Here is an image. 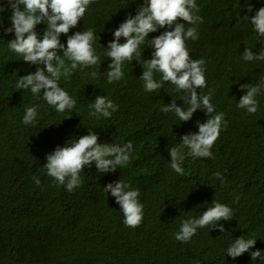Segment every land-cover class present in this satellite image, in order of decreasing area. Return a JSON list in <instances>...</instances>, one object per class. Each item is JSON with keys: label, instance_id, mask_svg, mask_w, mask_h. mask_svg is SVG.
<instances>
[{"label": "trees", "instance_id": "obj_1", "mask_svg": "<svg viewBox=\"0 0 264 264\" xmlns=\"http://www.w3.org/2000/svg\"><path fill=\"white\" fill-rule=\"evenodd\" d=\"M142 3L93 0L77 27L70 29L68 35L91 29L99 57L95 66L85 68L95 76L77 69L58 82L76 101L74 109L60 113L48 105V115L25 125L23 116L13 113L15 106L0 101V264H264V259L253 261L250 256L257 249L264 255V87L256 96L255 114L237 108L244 94L225 92L236 93L242 84L254 86L264 80V60L242 58L245 48L254 54L264 51V37L254 32L247 18L264 7V0H196L199 11L193 14L203 22L196 25L199 38L186 40V46L191 59L206 62L207 87L197 91L207 95L212 90L213 115L223 112L227 127L211 149L212 158L186 157L182 175L170 167L168 148L178 146L183 135L198 132L197 121L207 120L205 111L197 109L187 122L161 112L172 100L185 109L188 105L181 100L182 93H168L175 90L170 82L145 92L139 79L144 65L135 56L133 62H124L120 81L107 83L111 61L106 49L114 39L113 31L126 15L134 16ZM250 3L252 12L247 10ZM60 41L66 46L67 36L62 34ZM139 51L143 59H151L152 48L142 44ZM161 77L154 73L156 81ZM97 96L118 105L110 118L89 115V105ZM89 129L102 136L100 143L131 141L129 163L104 174L97 172L94 163L86 166L80 173L81 186L71 193L48 177L46 170L35 171V164L44 165L57 146L89 134ZM216 172L223 176V183L214 176ZM34 177L40 179L39 186L46 184V197ZM118 180L141 193L139 227H126L115 197L104 192V187ZM31 184L36 186L33 190L22 187ZM18 194L23 197L18 199ZM213 201L233 211L232 220L218 222L225 231L209 225L197 229L186 243L176 241L182 222L199 218L214 206ZM39 203H46V213ZM38 219L46 224L40 225ZM240 236L257 242L233 259L226 255L227 249Z\"/></svg>", "mask_w": 264, "mask_h": 264}, {"label": "clouds", "instance_id": "obj_2", "mask_svg": "<svg viewBox=\"0 0 264 264\" xmlns=\"http://www.w3.org/2000/svg\"><path fill=\"white\" fill-rule=\"evenodd\" d=\"M93 0H7L12 9L10 16L11 27L5 33H14L15 38L8 41V48L13 53L23 57V61L37 65L36 71L19 77L16 88L30 89L33 95L43 94V100L53 106L57 112L75 108L76 101L59 85V80H66L74 70L89 68L98 63L99 57L95 54L93 42L94 32L76 31L68 35L70 29L77 27L84 15L88 12ZM135 2V0H131ZM0 6V12L5 11ZM252 12L251 3L247 6ZM199 9L196 0H143L137 8L136 14L126 15L124 21L113 31L114 39L108 43L106 57L111 61L108 64L107 83L120 81L123 76L125 61L143 63V81L145 92H154L162 89L165 82L175 86V91L182 93L181 100L188 107H179L176 100L165 104L160 109L163 113H174L182 122L193 117L197 109L205 111L207 120L204 123L197 121L199 131L188 133L180 139L178 146L168 148L171 157L170 167L175 173L182 175L184 169L181 164L186 157L212 158L211 149L217 141L221 130L227 127L223 112L213 115L215 106L210 102L212 90L207 95H201L197 90L207 87L205 78V61L191 59L186 46V40L199 38L197 27L202 23V17L194 15ZM248 21L259 37H264V7L259 8ZM186 22V23H182ZM46 24L43 35L36 31L37 25ZM185 24L193 25L185 27ZM156 32V37L148 40L150 33ZM67 36L66 46L61 43L60 37ZM121 38L124 43H121ZM142 44L153 49L151 59H143L139 48ZM62 53V54H61ZM245 61L264 60V51L254 54L251 49L245 48L242 54ZM69 63L66 64L65 61ZM91 72L93 70L85 69ZM154 73H161V80L154 79ZM63 76V77H61ZM264 87V80L257 85L242 84L240 89L246 90L237 103V108L246 109L247 113L255 114L258 111L256 96ZM89 115L96 119L110 118L118 110L112 100L106 96H97L89 105ZM37 117V108L28 107L23 116L25 125L33 124ZM99 136L93 129L89 134L71 140L65 146H57L55 151L46 156L43 165L48 177L52 178L58 186H64L71 193L80 187L82 180L80 173L85 167L93 163L98 173L115 172L125 167L130 161L133 143L128 141L123 145L100 143ZM187 149V152L184 151ZM214 176L224 182L220 172ZM37 186L41 181L33 178ZM104 192L111 193L115 202L123 213V223L126 227L136 228L143 220V204L138 189L122 180L109 183ZM239 197L235 202H238ZM214 206L208 208L199 218L182 222L175 240L188 242L196 234L197 229L211 225L212 229L224 232V226L218 222L230 221L233 217L232 209L222 203L213 201ZM256 239H246L244 236L235 238L234 243L227 249V256L233 259L240 257L256 245ZM251 259H264L261 251L257 249L250 253Z\"/></svg>", "mask_w": 264, "mask_h": 264}, {"label": "bare ground", "instance_id": "obj_3", "mask_svg": "<svg viewBox=\"0 0 264 264\" xmlns=\"http://www.w3.org/2000/svg\"><path fill=\"white\" fill-rule=\"evenodd\" d=\"M0 6H3L6 10L0 12V101L7 102L16 108L13 109V113L15 115H25V110L28 107H36L37 108V118L39 116L48 115V104L43 100V94L33 95L28 90H20L16 88V83L19 77L24 75L34 73L36 71L37 65H32L30 63L24 62L23 57L17 55L9 50L8 41L15 38L14 33L8 34L5 33V29L11 27L10 16L12 15V9L8 6L7 0H0ZM46 28V24L41 23L37 25L36 31L38 34L43 35V32ZM150 38L156 37L155 33L149 34ZM220 80L221 84H227L221 77H216ZM230 94H246V90L239 89L236 93L231 90L225 91ZM168 93L173 94L177 93L175 90H168ZM121 100V99H120ZM259 106V104H258ZM100 139L102 136L99 137ZM26 160H33L31 157L26 158ZM35 171L44 172L46 169L44 168L42 163H36L34 166ZM47 179L45 180V182ZM29 191L34 187V184L31 185H22ZM40 190L46 197V184L45 186H38ZM18 199H21L22 194H18ZM40 209L46 213V203H39ZM40 225L46 224L44 219H38ZM46 233V231H45Z\"/></svg>", "mask_w": 264, "mask_h": 264}]
</instances>
